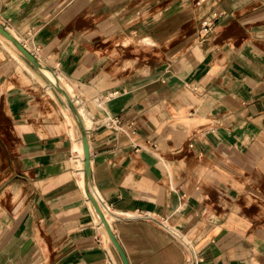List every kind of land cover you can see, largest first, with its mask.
<instances>
[{"label": "crops", "instance_id": "obj_1", "mask_svg": "<svg viewBox=\"0 0 264 264\" xmlns=\"http://www.w3.org/2000/svg\"><path fill=\"white\" fill-rule=\"evenodd\" d=\"M214 2L0 0L72 94L129 264H264V0ZM13 54L0 38V264H122L74 122Z\"/></svg>", "mask_w": 264, "mask_h": 264}, {"label": "water", "instance_id": "obj_2", "mask_svg": "<svg viewBox=\"0 0 264 264\" xmlns=\"http://www.w3.org/2000/svg\"><path fill=\"white\" fill-rule=\"evenodd\" d=\"M0 36L5 40L9 41L13 47L20 53V55L34 68L36 69L40 75L46 80V82L52 87L58 97L62 100L69 114L71 115L74 124L78 130L79 138L82 146V163H83V178H84V189L87 195V199L90 202L96 217L99 221V224L104 229L107 237L111 241L113 247L115 248L122 264H129L128 259L118 243L115 235L112 232V229L104 216V213L100 207V203L93 191V179H92V171L90 164V150L89 143L87 137V130L79 113L75 102L70 97L66 89L63 87L61 82L59 81L56 73L42 63L38 57L31 52L29 49L25 47V45L20 42L15 36H13L6 27L0 25ZM43 70L48 71L54 79V83H52L42 72Z\"/></svg>", "mask_w": 264, "mask_h": 264}, {"label": "built area", "instance_id": "obj_3", "mask_svg": "<svg viewBox=\"0 0 264 264\" xmlns=\"http://www.w3.org/2000/svg\"><path fill=\"white\" fill-rule=\"evenodd\" d=\"M193 2V5L195 8H202L207 5L214 4L215 0H191ZM223 17V13L217 9H211L206 17H204L201 21V27L206 32L210 33L213 32L218 26ZM110 126L117 127V124H119V120L117 118L111 119L109 122H107Z\"/></svg>", "mask_w": 264, "mask_h": 264}, {"label": "bare ground", "instance_id": "obj_4", "mask_svg": "<svg viewBox=\"0 0 264 264\" xmlns=\"http://www.w3.org/2000/svg\"><path fill=\"white\" fill-rule=\"evenodd\" d=\"M14 36V35H13ZM16 37V36H15ZM0 38L2 39V41H4L5 43H6V45L13 51V55L17 58V59H21L20 57H22L21 55H20V53L13 47V45L9 42V41H7V40H5L3 37H1L0 36ZM18 39V38H17ZM19 40V39H18ZM20 41V40H19ZM34 53V52H33ZM35 54V53H34ZM20 61H23V60H20ZM28 69V68H27ZM33 69V68H32ZM30 70V69H28L29 70V72L31 73V74H33L35 77H37V75L39 74V72L35 69L34 71H36V72H34L33 70ZM43 73H44V75L52 82V83H54V79H53V77L51 76V74L48 72V71H45V70H43L42 71ZM38 73V74H37ZM42 77V76H41ZM58 77V76H57ZM43 78V77H42ZM38 79V78H37ZM44 79V78H43ZM58 79H59V81H60V78L58 77ZM44 81L46 82V80L44 79ZM47 83V82H46ZM62 84V83H61ZM46 89L49 91V93L51 94V96L52 97H55V91L52 89V87L47 83V87H46ZM65 89H66V91L68 92V94L70 95V96H72V94L70 93V91L68 90V88L65 86ZM64 114H65V116H66V118L69 120V119H72V117H71V115L69 114V112H68V110L65 108V111H64ZM72 121H73V119H72ZM74 122V121H73ZM81 165V164H80Z\"/></svg>", "mask_w": 264, "mask_h": 264}]
</instances>
